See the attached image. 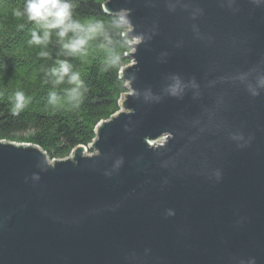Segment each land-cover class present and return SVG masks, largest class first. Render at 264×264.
<instances>
[{
	"label": "water",
	"instance_id": "obj_1",
	"mask_svg": "<svg viewBox=\"0 0 264 264\" xmlns=\"http://www.w3.org/2000/svg\"><path fill=\"white\" fill-rule=\"evenodd\" d=\"M102 7L128 91L65 158L0 140V264H264V0Z\"/></svg>",
	"mask_w": 264,
	"mask_h": 264
},
{
	"label": "trees",
	"instance_id": "obj_2",
	"mask_svg": "<svg viewBox=\"0 0 264 264\" xmlns=\"http://www.w3.org/2000/svg\"><path fill=\"white\" fill-rule=\"evenodd\" d=\"M104 1L73 0L74 18L104 22L111 43L98 36L89 41L87 55L68 56L55 30L47 45H30L31 30L36 25L13 15L14 9L23 7L24 0H0V140L32 143L50 159L65 158L76 146L92 142L97 124L119 110L120 98L128 91L120 69L129 63L126 54L130 49L127 38L121 37L112 24L118 14L105 12ZM40 52L49 55L44 57ZM116 54L118 63L109 64L107 61ZM57 60H67L72 71L80 73L84 87L76 101L67 99L68 91L74 87L67 78L53 87L52 78L45 75L44 70L58 67ZM16 91H23L29 100L18 115H13ZM51 93L60 106L49 104Z\"/></svg>",
	"mask_w": 264,
	"mask_h": 264
},
{
	"label": "clouds",
	"instance_id": "obj_3",
	"mask_svg": "<svg viewBox=\"0 0 264 264\" xmlns=\"http://www.w3.org/2000/svg\"><path fill=\"white\" fill-rule=\"evenodd\" d=\"M74 7L73 0H24L23 7L14 9L13 15L16 18L31 21L36 25V28L31 30V37L28 41L30 45H47L50 42L53 30H55V35L65 55L84 56L87 55L89 41L96 39L98 36H103L105 40H109V37L105 31V24L101 20L74 18ZM112 24L119 30L121 37L127 38L126 45L129 49L141 42V37L129 36L132 25L126 14H119L112 21ZM109 43H111L110 40ZM39 55L47 57L49 54L40 52ZM118 61L119 55L116 54L112 55L107 62L116 64ZM55 63L58 67L44 70L45 75L52 78L53 87L64 83L67 78V82L74 85L68 91L67 99L70 102L78 100L82 95L80 90L84 87L83 81L80 79V73L72 71V65L67 60H57ZM180 90L178 80L169 88L172 95H177ZM28 100L29 98L25 96L23 91H16L12 98V114L18 115L26 107ZM49 104L57 107L60 106L61 102L54 93H51Z\"/></svg>",
	"mask_w": 264,
	"mask_h": 264
},
{
	"label": "rangeland",
	"instance_id": "obj_4",
	"mask_svg": "<svg viewBox=\"0 0 264 264\" xmlns=\"http://www.w3.org/2000/svg\"><path fill=\"white\" fill-rule=\"evenodd\" d=\"M93 151L96 152L94 148L89 149V147H86V149L84 150V152H85V153H88V154H89V153H92ZM49 159H50V158H49ZM50 160H51V159H50Z\"/></svg>",
	"mask_w": 264,
	"mask_h": 264
}]
</instances>
